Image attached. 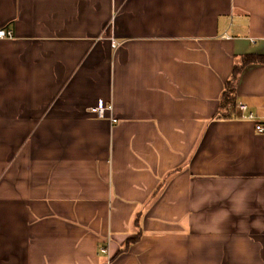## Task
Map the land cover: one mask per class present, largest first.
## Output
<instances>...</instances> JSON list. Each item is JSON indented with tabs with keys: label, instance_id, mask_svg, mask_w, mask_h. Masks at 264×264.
Instances as JSON below:
<instances>
[{
	"label": "crops",
	"instance_id": "0c3cea01",
	"mask_svg": "<svg viewBox=\"0 0 264 264\" xmlns=\"http://www.w3.org/2000/svg\"><path fill=\"white\" fill-rule=\"evenodd\" d=\"M0 31V264H264V63L216 119L264 0H0Z\"/></svg>",
	"mask_w": 264,
	"mask_h": 264
},
{
	"label": "trees",
	"instance_id": "16d2710c",
	"mask_svg": "<svg viewBox=\"0 0 264 264\" xmlns=\"http://www.w3.org/2000/svg\"><path fill=\"white\" fill-rule=\"evenodd\" d=\"M263 63L264 56L259 55H245L236 59L231 78L225 83L216 119L232 120L235 118L237 111V86L241 73L248 65Z\"/></svg>",
	"mask_w": 264,
	"mask_h": 264
},
{
	"label": "built area",
	"instance_id": "2783aa9c",
	"mask_svg": "<svg viewBox=\"0 0 264 264\" xmlns=\"http://www.w3.org/2000/svg\"><path fill=\"white\" fill-rule=\"evenodd\" d=\"M11 34H9V33H6V32H4V31H0V39H6V38H9V39H11ZM222 39H224V40H228V39H230L227 35H225ZM112 45H113V47H116L117 46V44L116 43H112ZM239 111L242 113V114H245V113H247V111H248V107L246 106V105H243V104H240L239 105ZM93 112L99 117V118H104V116H105V110H102V109H98V110H93ZM242 119L243 120H255V117H254V115H252V114H249V115H247V116H243L242 117ZM113 122L114 123H117V121L116 120H113ZM257 131L260 133V134H264V126L263 125H261V124H258L257 125ZM109 243H110V241H107L104 245H103V247L101 248V251H100V255L101 256H107V255H109ZM107 264H110V262H108Z\"/></svg>",
	"mask_w": 264,
	"mask_h": 264
}]
</instances>
